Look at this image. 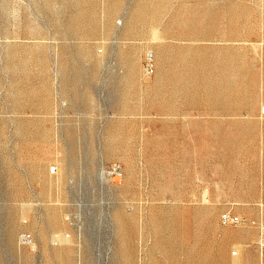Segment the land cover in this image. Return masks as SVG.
<instances>
[{
  "label": "rangeland",
  "instance_id": "obj_1",
  "mask_svg": "<svg viewBox=\"0 0 264 264\" xmlns=\"http://www.w3.org/2000/svg\"><path fill=\"white\" fill-rule=\"evenodd\" d=\"M263 107L264 0H0V264H264Z\"/></svg>",
  "mask_w": 264,
  "mask_h": 264
},
{
  "label": "built area",
  "instance_id": "obj_2",
  "mask_svg": "<svg viewBox=\"0 0 264 264\" xmlns=\"http://www.w3.org/2000/svg\"><path fill=\"white\" fill-rule=\"evenodd\" d=\"M264 113V107H263ZM242 218L239 215L232 213L231 211H226L222 214V222L224 224H233L241 222ZM260 233H261V246L264 248V222L260 224Z\"/></svg>",
  "mask_w": 264,
  "mask_h": 264
},
{
  "label": "bare ground",
  "instance_id": "obj_3",
  "mask_svg": "<svg viewBox=\"0 0 264 264\" xmlns=\"http://www.w3.org/2000/svg\"><path fill=\"white\" fill-rule=\"evenodd\" d=\"M150 67L152 68L153 67V65L152 64H149V66H148V71H150Z\"/></svg>",
  "mask_w": 264,
  "mask_h": 264
}]
</instances>
